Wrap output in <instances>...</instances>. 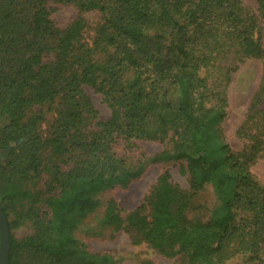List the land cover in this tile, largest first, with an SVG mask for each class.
Instances as JSON below:
<instances>
[{
  "label": "trees",
  "instance_id": "1",
  "mask_svg": "<svg viewBox=\"0 0 264 264\" xmlns=\"http://www.w3.org/2000/svg\"><path fill=\"white\" fill-rule=\"evenodd\" d=\"M258 14L240 0H0V208L9 228L7 264H119L93 253L74 231L97 207L95 195L127 187L144 162L183 161L188 189L166 170L144 202L122 216L107 201L103 224L183 264H263L264 186L250 168L264 159V0ZM60 6L76 18L50 19ZM96 11L92 36L83 13ZM260 16V18H259ZM258 59L260 86L244 119L247 142L233 150L222 122L219 87L236 63ZM210 78V79H209ZM85 87L110 110L105 120ZM52 113L40 135L42 108ZM170 145L139 160L123 157L137 142ZM124 155L120 156L118 148ZM44 179L43 189L29 181ZM205 185L216 202L189 216ZM33 229L16 238L13 229Z\"/></svg>",
  "mask_w": 264,
  "mask_h": 264
},
{
  "label": "rangeland",
  "instance_id": "2",
  "mask_svg": "<svg viewBox=\"0 0 264 264\" xmlns=\"http://www.w3.org/2000/svg\"><path fill=\"white\" fill-rule=\"evenodd\" d=\"M245 8L259 15L256 0H240ZM77 16V10L72 6H60L56 11L51 12L50 19L59 29L66 28ZM86 24L85 36L89 39L92 36L93 28L98 22L99 15L96 11H88L82 14ZM260 18V16H259ZM264 24V14L261 17ZM228 80H224L219 89L225 93L227 99L226 116L222 122L223 134L231 149L239 150L247 142V132L244 128V119L248 115V108L259 89L262 77V63L258 59H247L236 63L234 69L228 73ZM210 79V78H209ZM86 94L91 98L92 103L98 111V118L105 120L108 118L110 110L103 101L102 96L91 87H85ZM258 107H264V101ZM42 119L37 123V131L40 135H47L53 121V115L46 107L42 108ZM4 124V119L0 117V126ZM165 147L158 142H137V146L132 151L124 155L122 147L118 148L119 155L125 157L130 163L137 164L144 159L160 152ZM183 161H163L144 162L142 175L130 182L127 187L115 185L99 191L95 195L97 207L89 213L74 231L75 238L83 244L87 250L93 253H106L114 257L119 264H183L176 258H165L159 255L154 249L149 248L144 243H133L130 234L120 230L114 232L111 226L103 224V213L108 200L117 202L124 216L129 211L140 206L154 187L157 178L166 170L170 174V180L179 188L188 189L187 175L183 172ZM255 180L264 186V159L260 157L250 168ZM29 181L26 186L32 190L43 189L44 179ZM216 199L209 185L199 191L194 199V209L188 212L189 216H199L205 218L208 210L215 205ZM33 229L22 226L13 229L12 233L16 238H23L31 235ZM25 261L35 260L36 264H44L41 257H30L24 254ZM243 257H234L226 264H238ZM264 264V255L262 256Z\"/></svg>",
  "mask_w": 264,
  "mask_h": 264
},
{
  "label": "water",
  "instance_id": "3",
  "mask_svg": "<svg viewBox=\"0 0 264 264\" xmlns=\"http://www.w3.org/2000/svg\"><path fill=\"white\" fill-rule=\"evenodd\" d=\"M9 243V228L6 218L0 208V264H7Z\"/></svg>",
  "mask_w": 264,
  "mask_h": 264
}]
</instances>
